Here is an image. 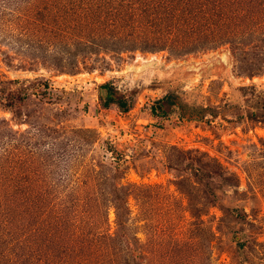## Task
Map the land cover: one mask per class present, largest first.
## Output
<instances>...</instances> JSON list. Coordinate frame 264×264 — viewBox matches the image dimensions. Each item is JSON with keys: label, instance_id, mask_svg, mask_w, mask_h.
<instances>
[{"label": "rangeland", "instance_id": "rangeland-1", "mask_svg": "<svg viewBox=\"0 0 264 264\" xmlns=\"http://www.w3.org/2000/svg\"><path fill=\"white\" fill-rule=\"evenodd\" d=\"M118 1L101 0L99 5L120 12ZM63 5L62 0L46 5L43 1L0 0V98L20 89L29 95L16 104L21 112L17 120L2 109L0 100V120L17 134H7V148L1 149L0 143V158L6 150L13 164L19 162L29 150L21 137L36 125L59 129L64 135L78 129L93 130L97 144L76 154L81 158L72 170V180L87 183L79 191L80 208L97 215L98 233H122L136 249L141 264H264V124L247 122L243 116L255 97L264 93V43L259 38L261 32L253 31L264 24V0H221L226 27L228 23L234 27L232 37L242 42L180 57L169 50L122 54L100 50L76 55L74 37L101 44L104 39H156L162 29L132 30L135 16L116 17L112 12L95 15L92 20L88 2L79 7L85 10L77 21L72 18L69 0ZM137 10L136 17L141 11ZM187 16L177 11L174 21L188 20ZM63 19L68 22L61 23ZM217 20L210 29L215 32L214 39L225 30L224 21ZM243 23V28L237 27ZM244 31L247 35L253 31V37ZM56 59L62 60L65 72L55 66ZM72 63H77L73 74L68 72ZM249 65L252 77L247 74ZM104 85L124 93L133 108L128 113L115 105L105 108L102 101L107 100L109 91L102 89ZM4 88L6 93L1 92ZM173 147L192 151L191 156L210 163L212 179L205 177L210 186L205 192L197 191V196L214 206H203L201 217L192 216L187 197L190 182L200 180L194 178V170L186 162L180 164ZM117 167L122 177L119 185L127 186L129 193L130 228L126 230L117 226L113 207L97 205L91 199L94 189H86L94 186V180L100 183L96 190L109 192L112 181L106 177L119 172L114 171ZM102 171L103 180L99 181L97 173ZM17 173V169L10 170L6 176L20 183L23 179ZM220 174L238 177L239 181L232 182L238 187L224 185ZM69 199L63 191L55 201L62 202V207H44L46 229H69ZM3 203L8 222L0 243L9 241L12 232L22 237V232L11 226L10 199L6 202L3 198ZM134 235L139 239L138 249L132 244ZM110 245L112 242L105 247ZM15 253L8 251L4 262L10 264ZM20 253L25 252L20 249ZM118 258L114 257L116 264ZM3 260L0 258V264Z\"/></svg>", "mask_w": 264, "mask_h": 264}, {"label": "trees", "instance_id": "trees-1", "mask_svg": "<svg viewBox=\"0 0 264 264\" xmlns=\"http://www.w3.org/2000/svg\"><path fill=\"white\" fill-rule=\"evenodd\" d=\"M25 1L27 3L29 1H43L46 5L51 0ZM62 1H64L62 7L64 8L68 0ZM99 1L101 0H69L72 18L74 17L75 20L80 21L85 9L80 11L79 7H83L82 4L85 5L88 2L90 10L92 7V20H94L95 15L112 12L113 16L116 17L135 16V21L132 22L135 28L132 30L143 28V30L147 31L159 27L162 32L157 33L158 38L156 39H151L150 37L142 39L140 37L131 40L122 38L104 39L105 41L101 44L97 43V41H94L93 44L83 42V39L74 37L76 55L79 52L82 54L81 56L96 54L100 50L116 54L135 50L146 52L169 50L175 56L180 57L196 51L215 49L223 44L238 45L242 42L240 39L237 41V39L232 37L236 33L234 27L229 23L228 27L230 29L226 27L227 22L223 19L225 18V11L222 10V5H220L221 0H213V3H209V0H119L116 4L121 6L122 11L120 12L111 10V7L109 9L104 8L103 5H99ZM107 2L109 5V1ZM76 8L77 10H75ZM137 9L141 10L138 17H136L139 12ZM177 11H180L181 15L188 14V20L186 19L182 22L174 21ZM208 11L210 12V18L207 17ZM215 18L220 19L217 21H224L225 23V30L218 32L221 35L219 39H214L215 32L210 30L213 28L211 26H213ZM67 20L63 19L61 23L63 21L67 23ZM185 24H187V29ZM244 26V23L237 25L239 28ZM124 29L127 30L130 27H124ZM253 31L261 32L259 38L264 43V24L257 25ZM253 31H250L252 37ZM245 33L247 35V31ZM194 34H198L199 38L196 39L193 36ZM56 60L55 66L65 72L66 69H64L62 60ZM70 66L72 68L68 69V72L73 74L76 71L77 63L75 65L72 63ZM252 70L253 67L249 65L247 74L250 77L253 76ZM102 89L109 91L107 100L102 101L105 108L115 105L122 113H128L133 108L132 101L115 87L104 85ZM1 92L6 93L7 90L4 88ZM4 97H7V99H3ZM4 97L0 98L3 103L2 109L11 112L14 120H17V118L21 117V112L16 108V104L24 102L29 97L27 91L20 89L16 93L9 92ZM243 116L247 122L264 124V93L261 92L255 97L248 112ZM238 117L241 119L242 115ZM29 130L21 137L22 141H26L29 150L21 156L19 162L13 164L12 159L7 157L9 155L6 150H4V157L0 158V198L2 197L0 199V229L2 228L0 234H3L2 231L6 232L8 222V210L3 203V198L6 202L7 199H10L13 207V209L11 208L13 212L12 228L22 232L21 238L12 232L9 241L5 240L0 243L2 250L0 258L6 260L5 256L8 251L16 250L15 259L8 261L10 264H116L114 261L116 256H119L117 259L118 264H141L140 259L134 253L136 249L134 246L131 248L130 243H128L122 233L115 232L112 235L109 233H98L100 230L97 215H90V212H83L80 208V204L83 201L79 191L87 183H74L72 170L75 168L76 161L78 162L81 158V155L78 157L76 154H81L85 147L90 150L96 146L98 141L97 133L90 129H78L64 135L59 132V129H52L45 125H36L32 130ZM7 134L13 137L17 135L7 122L0 120L1 149L7 148L9 145V136ZM172 150L180 155L178 157L180 164L186 162L187 166H189L188 168L191 171L194 170V178L200 180L199 183L197 181L190 182L191 191L187 193V197L189 198L192 216L194 218L201 217L203 206L213 204L197 196V191L203 189L205 192L206 188L210 186L205 180V177L212 179L211 173L208 172L210 163L204 162L205 160L202 157L191 156L192 151H181L176 147H173ZM101 166L107 169L104 165ZM216 167L217 170L221 169L217 165ZM16 169L17 174L23 179L20 183H16L13 179H8L6 176L10 170L12 173V170ZM119 169L117 167L114 171H119ZM97 174L98 180L102 181L103 171ZM15 177L12 176V178ZM106 178L112 181L109 192L104 191V189L102 191L96 190L100 183L94 180L92 183L94 186L86 189L88 191L94 189L95 195L91 199L97 205L113 207L116 213L117 226L126 230L127 227L130 228L131 214L128 206V187L119 185V181L122 180L121 171L112 177ZM219 178L228 187H238L232 184V182L239 181L238 177L220 174ZM177 187L180 189V183L177 184ZM63 191L70 197L67 202L65 201L66 207L72 212L69 220V229L66 232H62V230L54 231L51 227L46 229V220L42 219V215H45L44 207H62V202L55 203V201L59 200ZM46 217L49 218L48 216ZM8 231L10 230L8 229ZM109 242H112L114 249L112 245L105 247ZM133 242L132 244L136 247L139 245V239L136 235H134ZM118 243H120V246ZM241 246L243 244H240ZM19 248L23 249L25 253L21 254ZM4 260L3 264H8Z\"/></svg>", "mask_w": 264, "mask_h": 264}]
</instances>
